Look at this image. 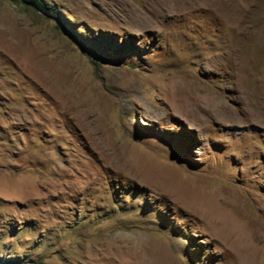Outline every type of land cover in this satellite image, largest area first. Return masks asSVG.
Masks as SVG:
<instances>
[{
  "label": "rangeland",
  "instance_id": "1",
  "mask_svg": "<svg viewBox=\"0 0 264 264\" xmlns=\"http://www.w3.org/2000/svg\"><path fill=\"white\" fill-rule=\"evenodd\" d=\"M0 0V260L264 264V0Z\"/></svg>",
  "mask_w": 264,
  "mask_h": 264
},
{
  "label": "trees",
  "instance_id": "2",
  "mask_svg": "<svg viewBox=\"0 0 264 264\" xmlns=\"http://www.w3.org/2000/svg\"><path fill=\"white\" fill-rule=\"evenodd\" d=\"M15 1H19V0H15ZM26 3L32 4L34 5L36 8L49 13L50 15H52L53 17H58L60 15V12L58 10H56V8H52V7H45L43 4V0H23ZM0 264H10L9 260H0Z\"/></svg>",
  "mask_w": 264,
  "mask_h": 264
}]
</instances>
